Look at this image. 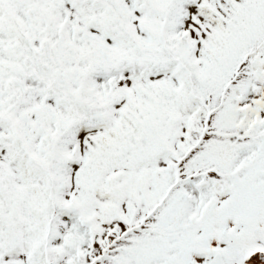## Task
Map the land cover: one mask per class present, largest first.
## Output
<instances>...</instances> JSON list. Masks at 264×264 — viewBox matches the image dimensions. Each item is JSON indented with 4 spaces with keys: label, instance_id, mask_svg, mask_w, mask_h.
I'll return each mask as SVG.
<instances>
[{
    "label": "snow or ice",
    "instance_id": "snow-or-ice-1",
    "mask_svg": "<svg viewBox=\"0 0 264 264\" xmlns=\"http://www.w3.org/2000/svg\"><path fill=\"white\" fill-rule=\"evenodd\" d=\"M0 264H264V0H0Z\"/></svg>",
    "mask_w": 264,
    "mask_h": 264
}]
</instances>
